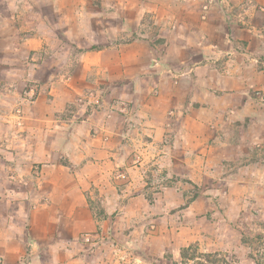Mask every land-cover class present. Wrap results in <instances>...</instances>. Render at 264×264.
<instances>
[{
  "label": "crops",
  "instance_id": "1",
  "mask_svg": "<svg viewBox=\"0 0 264 264\" xmlns=\"http://www.w3.org/2000/svg\"><path fill=\"white\" fill-rule=\"evenodd\" d=\"M207 1L32 0L2 27L17 39L0 47L1 264H87V231L101 264H132L112 250L153 221V175L250 161L264 140V0H211L202 20Z\"/></svg>",
  "mask_w": 264,
  "mask_h": 264
},
{
  "label": "rangeland",
  "instance_id": "2",
  "mask_svg": "<svg viewBox=\"0 0 264 264\" xmlns=\"http://www.w3.org/2000/svg\"><path fill=\"white\" fill-rule=\"evenodd\" d=\"M31 1L0 0V47L4 40L5 45L16 42L17 35L4 32L2 27L9 30L23 22L24 18L19 15L32 11ZM211 3L208 0L202 4V20L209 15ZM4 53L1 49L0 59ZM49 56L48 52L44 53L43 60L47 63ZM25 89L29 90L30 85L27 84ZM250 150V161L224 162L218 170L213 171L211 167L210 175L204 177L162 178L159 174L153 175L149 183L152 192H148L149 202L155 204L153 221L144 225L140 221L144 218H138L136 226L131 227L135 229V244L119 240L112 254L131 255L132 264H185L182 249L193 246L198 255L217 252L233 264H255L254 257L256 262L264 264V160L261 158L264 140H256ZM151 167L155 166L151 164ZM167 187H173L177 192L176 199H172L168 207L162 200V192ZM92 191L95 196L90 200L91 207L102 217L105 213L102 202L93 188ZM243 232L250 236V243L242 242ZM80 241L85 246L80 253L86 252L89 258L87 264H101L100 237L87 231L80 235ZM124 260L121 257V261ZM187 264H193V261Z\"/></svg>",
  "mask_w": 264,
  "mask_h": 264
},
{
  "label": "trees",
  "instance_id": "3",
  "mask_svg": "<svg viewBox=\"0 0 264 264\" xmlns=\"http://www.w3.org/2000/svg\"><path fill=\"white\" fill-rule=\"evenodd\" d=\"M257 235H261V233H258ZM241 240L244 244H248L250 243V236L243 232ZM192 247L193 246H188L182 249V261L185 264L190 261H193V264H233L227 257H221L220 253H200L201 255H198L196 250H193ZM254 258L253 260L255 261V264H260L258 261L256 262Z\"/></svg>",
  "mask_w": 264,
  "mask_h": 264
}]
</instances>
